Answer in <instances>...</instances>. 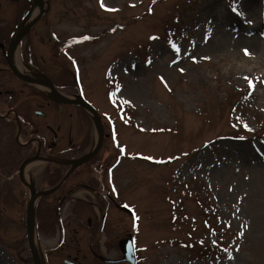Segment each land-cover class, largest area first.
I'll return each instance as SVG.
<instances>
[{
  "label": "rangeland",
  "instance_id": "rangeland-1",
  "mask_svg": "<svg viewBox=\"0 0 264 264\" xmlns=\"http://www.w3.org/2000/svg\"><path fill=\"white\" fill-rule=\"evenodd\" d=\"M261 5L54 0L53 11L24 37L20 60L26 72L38 68L66 96L93 104L108 137L96 159L105 162L99 203L76 187L56 218L45 208L34 218L44 264L77 254L81 264H107L98 256L123 258L120 243L131 236L137 264H264V30L253 43L241 38L258 32L246 36L264 18ZM3 85L23 90L17 97L31 117L23 138L43 136L44 155L75 160L96 146L92 113L54 103L48 89L18 80L0 53ZM55 131L60 144L53 148ZM6 138L14 142L9 128L0 141ZM17 160L0 167V264H34L27 202L16 199L26 191L18 179L4 178ZM92 162L75 179L94 182Z\"/></svg>",
  "mask_w": 264,
  "mask_h": 264
},
{
  "label": "flooded vegetation",
  "instance_id": "flooded-vegetation-1",
  "mask_svg": "<svg viewBox=\"0 0 264 264\" xmlns=\"http://www.w3.org/2000/svg\"><path fill=\"white\" fill-rule=\"evenodd\" d=\"M53 3L54 0H0V53L5 58L7 66L9 67L13 76H15L18 80L27 85L33 86L36 90L39 91L42 90V86H45L51 94V88L48 84L44 83L46 80L44 75L46 74L42 73L38 70V68H36V72H34L33 74L36 75L37 78L30 76L28 75V73L32 72L20 71L19 69L15 68L12 62V58L15 51H17L20 58L19 47L21 48V43L24 37L37 24L42 22L47 14H50L53 11ZM42 12L43 15L38 19V21L17 39L20 30L23 27H26L31 22V19L29 21H26L27 17L32 13L41 14ZM13 68L16 72L13 70ZM35 84L40 85L41 88L36 86ZM53 84L55 85L54 82ZM55 87L57 88L56 85ZM22 92V89H20V92H18L17 88L15 87L4 85L0 86V135L3 134L4 131L6 132L8 128L11 134L14 133V142L7 138L4 141H0V167H2L3 169L12 168L13 162L11 163L10 161L13 159V157L18 159L15 164L20 162L19 167L13 172L12 170H4V178L6 181L10 182L14 181V179H18L20 186L17 183V187H21L19 190L26 191L24 196H22L21 194L16 195V199L19 201H21L22 199L23 201L25 200L27 202L28 209L29 202L31 201L32 196L34 197V218L42 217L43 214L41 213V211L43 212L44 208L48 210L53 209V215L56 218L59 214L58 212L60 210V207L64 204L67 197L74 195L75 191L77 190L76 187H84L92 191L93 196L96 199V203L98 204L99 202L97 199L102 194L101 192L103 191V189H106V183L103 180L104 176L102 177L100 175L105 166V162L103 160H96L99 152H97L96 155L89 161L80 165L79 167H76L72 171L71 162L73 160H68V158H66L68 157L67 155L62 158L61 156H59L61 155V153H57V151L54 152L56 155H44L43 150L46 141L44 140L43 136H31L26 139L23 138V124H25L27 120H30L31 117L28 115L29 110L25 108L18 100L17 96ZM38 94L44 95V93L42 92ZM63 95L66 96L65 94ZM59 97L60 96L58 95L56 98ZM66 97L69 98L70 96ZM50 98L54 103L71 104L58 101L57 99H54L52 95H50ZM82 108L88 111L86 108ZM38 112L40 111H35L36 114H40ZM44 115L45 113L43 114V116ZM56 132L57 131L54 132L55 135L51 138L52 145H50V147L52 146L53 148H56L60 144V142L57 141L58 135ZM104 135L105 141L108 137V134L105 133ZM19 136H21L22 140H19ZM68 143L70 147L74 146L71 131L69 132ZM3 159L8 160V162L4 161ZM89 162L97 165V171L99 172V175L96 176V180L91 183L85 182V180L83 179H75L76 171L78 170V168ZM37 165H42L40 173H30L29 169ZM0 175L2 176L4 175V173H0ZM74 179L75 182H73L72 184H68L70 181H74ZM53 189L55 190L50 193H43L46 191H51ZM104 196L109 197V191H106ZM39 207L40 209L38 210ZM101 220L102 228L105 221V216H103ZM91 223L92 219L89 218V224ZM57 246H59V243L56 244V247ZM61 247L63 248L64 246ZM68 255L70 256V254ZM98 259L107 264L121 263L115 261H106L105 257L103 256H98ZM66 260L71 261V264H81L82 258L77 254L72 258L64 259L65 264H68Z\"/></svg>",
  "mask_w": 264,
  "mask_h": 264
},
{
  "label": "water",
  "instance_id": "water-1",
  "mask_svg": "<svg viewBox=\"0 0 264 264\" xmlns=\"http://www.w3.org/2000/svg\"><path fill=\"white\" fill-rule=\"evenodd\" d=\"M43 15V12L40 14H36L33 18H31V22L26 26L23 27L20 32L18 33L17 39L18 37H20L23 33H25L26 31H28L37 21L38 19ZM13 70L15 71V69L13 68ZM16 72V71H15ZM44 77L46 78L45 82L46 84L49 85V87L51 88V92H52V97L54 99H57L58 101L61 102H67V103H71L74 105H80L84 108H86L90 113L93 114V116L95 117V122L96 125L98 126V141L96 146L87 154L80 156L79 158L73 160L71 162V171L73 169H75L76 167H79L80 165L84 164L85 162H87L91 157H93L98 150L101 147V144L103 142V139L105 137L104 135V131H103V126H102V122H101V117L100 114L98 113L97 109L95 108V106L93 104H91L88 100L83 99V98H71V97H66L64 96L53 84V82L46 76L44 75ZM60 96L59 98H56L57 96ZM40 114H44L42 112H38ZM56 189V188H55ZM55 189L51 190V191H46L43 193H50L52 191H54ZM33 196L31 201L29 202L28 205V209H27V218H26V228H27V237H28V245L31 251V256L33 259V263L34 264H44L40 253L38 251L37 245H36V228H35V224H34V213H35V206H34V201H33ZM133 238L132 237H128L125 238L121 241L120 243V247L121 250L123 252V258L119 259V260H112V259H107L105 258L106 261H110V262H127L128 264H137V259H136V254H135V246L133 243ZM66 262L68 264H71V261L66 260Z\"/></svg>",
  "mask_w": 264,
  "mask_h": 264
},
{
  "label": "bare ground",
  "instance_id": "bare-ground-1",
  "mask_svg": "<svg viewBox=\"0 0 264 264\" xmlns=\"http://www.w3.org/2000/svg\"><path fill=\"white\" fill-rule=\"evenodd\" d=\"M261 7V12L263 13V10H264V8H263V6L261 5L260 6ZM36 15V13H32V14H30L28 17H27V19H26V21H29L31 18H33L34 16ZM262 15V14H261ZM264 15V14H263ZM262 15V16H263ZM261 16V17H262ZM264 17V16H263ZM262 17V18H263ZM264 18L262 19V20H260V22H258V25H256L255 27H252L251 29H247L248 30V33H246V36L248 37L249 35V33L250 32H254V31H258L257 33L256 32H254V34L253 35H251V36H249V37H251V38H246L245 36H243V37H241L242 38V40H250L252 43L253 42H255V41H257V40H255V36L258 34V33H260V31L262 32L263 30H264ZM244 32L246 31V30H243ZM253 39V40H252ZM12 62H13V65H14V67L15 68H17V69H19L20 71H25L24 69H25V67L23 66V64L21 63V61H20V58H19V55H18V53H17V51H15L14 52V55H13V58H12ZM28 75H30V76H33V77H36L37 78V76L36 75H34L33 73H28ZM42 87H45V86H42ZM46 88V87H45ZM98 137V136H97ZM42 159H45V158H42Z\"/></svg>",
  "mask_w": 264,
  "mask_h": 264
},
{
  "label": "snow or ice",
  "instance_id": "snow-or-ice-1",
  "mask_svg": "<svg viewBox=\"0 0 264 264\" xmlns=\"http://www.w3.org/2000/svg\"><path fill=\"white\" fill-rule=\"evenodd\" d=\"M102 6H103V5H102ZM233 11H234V12L236 11V8H235V7L233 8ZM85 39H87V37H85ZM150 39H156V37H150ZM205 39L207 40V37H205ZM173 48H176V46L173 45ZM176 50L179 51V49H176ZM244 51H245V54H246V55H250V53L248 52L247 49H245ZM204 59H208V57H204ZM181 71H183V69H181ZM245 79L248 80L249 88H250V89H254L255 85H254L253 81H252L251 79L247 78V77H246ZM117 90H119V89H117ZM249 95H251V91L249 92ZM126 103H127V102H126ZM245 127H247V125H245ZM149 159H151V158L149 157ZM125 207H127V205H125ZM136 219H139V218L136 217ZM133 243H134V242H133Z\"/></svg>",
  "mask_w": 264,
  "mask_h": 264
}]
</instances>
